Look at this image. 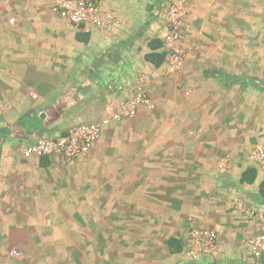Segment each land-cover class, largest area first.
Wrapping results in <instances>:
<instances>
[{
  "label": "crops",
  "instance_id": "0c3cea01",
  "mask_svg": "<svg viewBox=\"0 0 264 264\" xmlns=\"http://www.w3.org/2000/svg\"><path fill=\"white\" fill-rule=\"evenodd\" d=\"M49 1L44 4L39 0H0V103H5L6 111L0 121L18 139L15 144L0 141V239L24 250L28 264L56 260L52 255L59 245L71 246L82 264L92 259L97 264H111V257L118 262L113 264H264V253L253 255L249 242L245 243L237 232L241 231L238 226L227 228L229 232L220 236L215 254L195 262L185 256V241H181L182 253L170 251L168 239L172 232L162 241L156 238V229L172 227L171 223L155 220L156 214L179 217L189 208H200L203 197L220 196L225 190L220 183L258 192L264 180V171L257 169L255 182H240L243 170L253 163L237 169L234 153L238 142L234 131L191 127L181 122L186 111L180 108V94L172 88L174 78L168 75L151 79L149 89L156 109L142 106L134 117L108 124L87 157L67 165L57 158L47 159L48 165L43 166L41 160L46 158L22 152L20 141L35 140L68 125L60 121L58 124L56 119L62 100L80 102L70 122L97 121L129 95L108 91V79L103 86L99 83L98 71L103 66L89 51L91 59L86 60L85 55L84 61L76 64L84 71L89 69L91 75L67 76L70 80L66 83L59 79V23L47 12ZM220 1L223 0H191L186 29L192 22L203 20ZM171 2L154 16V28L160 33L161 17ZM100 4L103 13H108L109 7H122L110 0H101ZM26 5L28 9H24ZM10 16L17 18L16 24L8 22ZM115 17L119 23L104 29H120L124 21ZM104 29L80 28L90 34L89 42L83 43L90 47L97 30ZM72 30L74 39L77 31ZM42 37L46 38L43 44ZM108 38L103 35L104 44L96 53L103 51ZM117 48L124 53L133 52L130 44ZM44 52L51 54L50 59L37 60L36 55ZM143 61L134 64L129 56L125 67L132 74L116 78L132 83L139 68L159 73L161 66L156 67L145 58ZM64 89L65 99L61 96ZM225 154L231 158L228 166L221 169L220 157ZM61 181L82 198L81 204L60 207L49 203ZM11 197L18 200L12 201ZM92 197L98 198V204L91 203ZM60 213L69 214L66 221H61L64 217ZM140 214L147 219L141 220ZM212 226L225 230L219 224ZM245 228L247 237L254 225Z\"/></svg>",
  "mask_w": 264,
  "mask_h": 264
},
{
  "label": "rangeland",
  "instance_id": "374dc122",
  "mask_svg": "<svg viewBox=\"0 0 264 264\" xmlns=\"http://www.w3.org/2000/svg\"><path fill=\"white\" fill-rule=\"evenodd\" d=\"M39 1H42L44 4L48 2V0ZM110 1L118 5L122 4L120 9L109 7L106 11L122 19L124 24L117 30H97L98 33L93 37L90 47L83 42L77 41L76 38L73 39L74 31L72 29L77 31L80 30V28L59 18L50 10L47 11L55 16L59 23V53L57 54L59 60L58 77L63 82L66 83L69 76H71L70 78L76 77V74L82 75L88 73L91 75L89 69L84 71L76 64L84 61L83 56L85 55L88 57L86 60H90L89 52H91V56L103 66L99 68L98 72L100 74L97 77L99 83H102V86L107 79L116 78V76L121 77V74H123L124 77L131 75L132 73H130V70L125 67L129 56L132 57V63L139 65L145 58V52L150 49V41L153 38L159 37L161 34L157 31L156 27L154 28V16H156L158 11H161L170 0ZM263 1L264 0H223L216 4L215 10H211L204 16L203 20L192 22V26L186 29L183 41L185 62L183 68L177 73L167 74L164 71V64L159 68V73L157 70H155L154 73H149L142 68H139V71L136 70V75L144 72L150 76L149 86L152 83L151 79L153 77L168 75L170 78H174L170 84L172 88L180 94V108L186 111V113L180 117L182 120L181 122L191 127L201 125L208 128H221L224 132L234 131V138L238 142L234 153L237 169L252 162L249 158V154L253 144L264 143V87L259 88V86L252 84L241 86L231 80H228V83L221 82L219 78L206 76L204 71L207 69H218L230 76L264 79ZM103 35H109V42L106 47L103 46L102 52L96 53L99 50L98 47L104 44ZM45 40L46 38L42 37V44ZM121 44L122 46L130 44L133 48V52L129 54L120 51V49L118 50L117 47L121 46ZM50 55L51 54L47 52L39 53L36 55V59L40 61L49 60ZM85 66L88 68L87 64ZM61 96L65 99L66 89H64ZM62 101L63 105L61 104L62 107L59 109V114L56 119L58 124L59 121L68 124L63 125V128H65L76 122H70L69 120H72L73 116L76 115V109L80 106V102L78 100L70 101L69 103L65 102V100ZM4 109L5 103L2 102L0 103V120L3 114L6 113ZM154 109H156V107ZM126 119L129 118H124L122 120ZM122 120L112 122H120ZM2 123L3 122L0 121V141H10L13 144L17 143V135L14 133H12L13 135L10 134L7 126H3ZM90 152L77 159L87 157ZM230 158V154H225L220 157L221 160L227 159L228 164ZM74 160L75 159L65 162L60 161V163L67 165ZM220 185L225 188V190L222 189L220 196H214L213 194L214 197H203L201 200L202 206L200 208L195 210L194 208H189L181 213L179 217H175L174 215L170 217V214H161V216L156 214L154 217L155 220H163L172 224L170 229H156V232H158L156 235V238L159 239L158 241L168 238L169 232H172V236L180 238L182 242L185 241L186 245L184 251H186L188 242L185 236L192 226L199 224H208L209 226H216L217 224L218 226L219 224L222 225L225 230L227 228L231 230V227L234 228V226L240 227V232L236 229L234 230L244 238L245 243L249 242L251 234L246 237L248 233L245 227L251 223L254 225V223L248 218L247 210L264 204L258 196L259 191L255 192L253 189H244V187L239 188L233 183H228L227 185L220 183ZM54 192L57 194L50 197L51 201L49 202L52 205L63 207L65 205L82 203L81 197L74 195L71 190L66 189L65 182H59V188ZM236 199L243 201L245 210L238 211L236 209ZM16 200H18L17 197L12 198V201ZM90 201L91 203L98 204L99 200L97 197H92ZM59 215L64 217L61 218V221H66V217L69 214L60 213ZM140 219L146 220L147 217L144 214H140ZM216 229L218 231L219 250L220 236L222 234H227L229 230ZM14 248L18 247L11 245L9 242L3 240V238L0 239V264L29 263L27 254L24 261H19L13 257L10 251ZM55 249L56 250L53 251L55 255L52 256L55 258L57 257V259L41 261L40 264L84 263L83 260L79 259L80 256L73 252L71 246L59 245V247ZM182 251L180 253H182ZM85 263L97 264V261L92 259L85 261ZM110 263L113 264L118 262L115 260V257L114 260L111 257Z\"/></svg>",
  "mask_w": 264,
  "mask_h": 264
},
{
  "label": "built area",
  "instance_id": "2783aa9c",
  "mask_svg": "<svg viewBox=\"0 0 264 264\" xmlns=\"http://www.w3.org/2000/svg\"><path fill=\"white\" fill-rule=\"evenodd\" d=\"M101 0H50L49 9L59 18L78 28L95 26L104 29L110 24L119 23V20L110 12L103 13ZM28 9V6H24ZM191 13V0H172L161 17V34L163 49L166 57L163 62L167 74H175L183 68L185 49L183 41L186 33L188 17ZM8 22L16 24L17 18L10 16ZM150 76L141 72L134 81L120 78L109 79L107 90L114 93L129 92L124 96L118 107L97 121H79L64 129H55L35 140L20 141L22 152L26 156H39L47 159L57 158L60 161L77 159L88 154L93 145L102 137L104 128L112 121L134 117L144 106L154 109L156 104L149 91ZM249 158L258 170L264 171V144L257 143L250 151ZM219 166L224 169L228 166L227 159L220 161ZM238 211L245 210L243 201L235 200ZM247 216L255 225V231L249 237V246L253 255L259 257L264 253V204L247 210ZM186 257L196 261L202 257L215 254L218 250V231L208 224L192 226L188 233ZM10 254L22 261L26 252L14 248Z\"/></svg>",
  "mask_w": 264,
  "mask_h": 264
},
{
  "label": "trees",
  "instance_id": "16d2710c",
  "mask_svg": "<svg viewBox=\"0 0 264 264\" xmlns=\"http://www.w3.org/2000/svg\"><path fill=\"white\" fill-rule=\"evenodd\" d=\"M75 37L84 43H88L90 40V34L89 32H86L84 30H77ZM149 51L145 53V59L151 63H153L156 67H160L166 57V52L163 49V41L161 38H153L150 43H149ZM206 76H211L215 78H220L222 81L223 80H231L234 83H238L241 86L246 85L247 83H250L255 86L263 87L264 86V81L253 78V77H246V78H241L240 76H230L226 75L224 72L218 69H207L204 71ZM41 164L43 166L48 165V160L42 159ZM258 176V171L255 166H248L246 167L240 177V182L241 183H253L257 179ZM259 198L262 203H264V180H262L259 184ZM168 244L170 247V251L172 253H177L181 252L183 249V244L180 240V238H177L175 236H171L168 239Z\"/></svg>",
  "mask_w": 264,
  "mask_h": 264
},
{
  "label": "water",
  "instance_id": "95a60500",
  "mask_svg": "<svg viewBox=\"0 0 264 264\" xmlns=\"http://www.w3.org/2000/svg\"><path fill=\"white\" fill-rule=\"evenodd\" d=\"M44 116H45V112H42V113H41V117H44Z\"/></svg>",
  "mask_w": 264,
  "mask_h": 264
}]
</instances>
